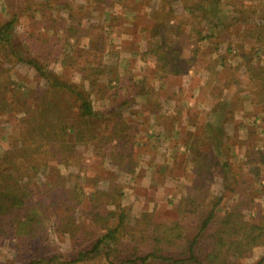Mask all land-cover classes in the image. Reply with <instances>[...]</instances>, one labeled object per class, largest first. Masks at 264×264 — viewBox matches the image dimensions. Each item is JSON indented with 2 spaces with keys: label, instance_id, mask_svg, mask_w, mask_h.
<instances>
[{
  "label": "trees",
  "instance_id": "trees-1",
  "mask_svg": "<svg viewBox=\"0 0 264 264\" xmlns=\"http://www.w3.org/2000/svg\"><path fill=\"white\" fill-rule=\"evenodd\" d=\"M65 2L70 3L69 0H7L9 18L0 22V116L8 112L25 113L19 122V135L0 153V244L11 241L24 254L30 252L31 260L28 264H89L91 259H98L103 264H230L232 259L248 255L253 248L263 245L264 212L251 219L245 218L243 210L245 204L249 203L239 198L224 215H220L222 207L219 203L224 199V195L217 199L210 210H201L199 202L201 195H194L189 191L184 197L185 202L180 205L183 214L179 219L171 223L155 224L152 230L147 231V238L137 240L150 243L148 249L140 243H137L135 250L129 253H125L121 248L124 222L128 217L126 212L121 210L114 219L112 214L106 216L104 227L94 242L76 252L70 259L63 258L66 257L64 253L39 255L33 250V245L39 243L41 238L46 239L48 235V224L51 219L48 211L51 207H59L61 203L66 205V210L69 211L66 217H72L63 224L67 230H72V226L74 227L78 221L82 227L86 224L76 215V211L79 213V209H76L80 206V201L83 202L85 198L90 202L86 215L88 218L99 223L98 217L103 213L94 200L95 194L93 192L88 194L85 186L83 187L82 176L78 172L70 171L65 176L60 173L59 178L63 179L61 181L59 178L57 180L51 178L49 181L41 179L40 174L47 173V170L58 171L57 166L51 164L50 158L56 157L63 164L78 163V159H73L75 145L78 142L89 145L88 143L96 140L109 142L117 139L120 145L124 144L128 137L131 138L130 131L125 130L128 124L121 118L112 119L111 108L117 107L118 112L123 113L130 107V97L137 98L144 90L145 92L150 90L148 76H142L133 83H124L119 67L120 52L113 41L99 32L93 37L87 33L86 23L89 15L93 9L105 5L107 0H72L71 4H74V7H66L67 16L62 18ZM113 2L124 9L127 1ZM239 2L238 4L227 0L185 2L184 8L187 15H190L188 17L190 23L186 24L189 26L188 32L182 20H173L175 17L172 15L173 9L162 5L159 9L163 15L161 19L158 20L157 17L158 21L150 29L145 27L142 29L149 30L151 36L146 49L141 52V57L146 59L148 55H152L155 58V73L166 77L177 76L188 71L199 60L196 51L188 56L182 54V47H194L195 41L207 37H216L218 45L220 41L230 39L234 34L240 39L237 48L241 54L247 60L256 59L252 60L251 64L250 61L247 62L249 65L247 76L257 84L258 92L263 96L264 64L261 63L260 55L264 53V0ZM247 2L249 5L245 4ZM228 5L231 9H227ZM54 10L58 11L61 23L55 26L63 30V34L59 35L62 36L59 38L60 41L64 42L60 52L62 65L64 68L72 64L77 65L88 85L86 82H75L73 78L68 80L64 76V69L63 72H56L44 63L48 56H42L40 52L56 47L52 36H44L46 42L39 44L37 54L31 53L30 46L25 45L28 43L24 40L27 41L29 38L34 45L36 42L40 43L41 39L36 34L41 29H52L53 23L57 21ZM37 12L42 16L37 17ZM230 13L234 14L228 18ZM151 14L153 15L154 11ZM28 17L31 19L29 23L31 21L33 24L28 32L29 38L18 39V26H21ZM47 22L50 24H46ZM206 28L212 32L203 33ZM83 38L88 40L83 42L85 41ZM177 43H180V46ZM231 47L229 48L233 50ZM54 52H48L51 58ZM82 54L89 55L84 63L78 61ZM7 61L28 63L34 67L38 77L46 81L47 90L40 91L38 87H30L26 91L16 88L15 82L9 77L4 78L1 72L8 69L5 63ZM216 61L210 58L206 66L208 70L216 69ZM124 86H127L128 94L119 91L120 87ZM136 88L141 90L134 91ZM60 90L69 94L64 113L59 101L55 100L62 94ZM7 91H10L16 100H9ZM92 92L96 98L102 97L110 101V106L97 110ZM220 109L221 112L215 115L217 121L226 114L225 109ZM2 120L3 117L0 118V121ZM215 129L214 136L220 138L222 133L218 127ZM68 131H71L72 135L68 134ZM244 163L249 164L256 192L259 189L257 184L264 179V147L251 149ZM219 165L224 173L225 189L233 188L228 181L232 163L227 161ZM204 170L205 165L201 166L198 173L203 174ZM65 183L69 185L66 191L69 193L67 198L58 200L56 196L55 199L53 191L56 185L63 187ZM199 188L200 186L195 183L192 191ZM57 190L61 191L60 188ZM71 203H76L72 205L74 210H70ZM255 205L257 208L256 203ZM189 215L198 216L195 231L189 230L186 221ZM213 224L217 226L210 231ZM70 225L72 226L68 229ZM89 233L86 232L85 240H89ZM263 263L264 255L254 264Z\"/></svg>",
  "mask_w": 264,
  "mask_h": 264
},
{
  "label": "rangeland",
  "instance_id": "rangeland-1",
  "mask_svg": "<svg viewBox=\"0 0 264 264\" xmlns=\"http://www.w3.org/2000/svg\"><path fill=\"white\" fill-rule=\"evenodd\" d=\"M69 1L70 3L65 2L62 8V18L67 16L66 7H74V4H71L72 0ZM113 1L107 0L105 5L93 9L86 23L87 33L93 37L99 32L113 41L120 52L119 67L124 83H133L142 76H148L150 90L149 92L144 90L137 98L130 97V107L123 113L122 111L119 113L117 107L111 108L112 119L121 118L128 124L125 130L130 131L131 138L128 137L124 144L120 145L117 139L109 142L96 140L88 143L89 145L78 142L73 158L78 159V163L63 164L56 157L50 158L51 164L54 163L58 171L47 170V173L40 174L41 179L57 180L60 173L65 176L70 171L78 172L82 176L83 187L85 186L88 194L89 192L95 194L94 200L103 213L98 217L99 223L88 218L86 215L90 202L85 198L83 202L80 201V206L76 209H79V213L76 211V215L86 224L82 227L78 221L74 227L72 225L68 227L69 229L72 226V230H67L63 224L72 217H66L69 213L66 205L61 203L59 207H51L48 211L51 217L48 235L46 239L41 238L40 242L32 247L39 255L59 252L66 255L63 258H72L76 252L94 242L104 227L106 216L112 214L114 219L121 210L128 216L124 222L121 248L125 253H129L135 250L137 243H140L148 249L150 243L137 240L147 238V231L152 230L155 224L171 223L179 219L183 214L180 205L185 202L184 197L189 191L194 195H201L199 200L201 210H210L217 199L224 195V199L219 203L222 207L220 215H224L239 198L249 203L245 204L243 210L245 218L251 219L264 212V179L259 181L257 184L259 189L255 192L253 174L249 171V164L244 163L251 149L264 147V95L258 92L257 84L248 79L247 62L250 61L251 64L253 59L247 60L237 48L239 37L233 34L230 39L220 41L218 45L216 37H207L195 41L194 47H182V54L188 56L196 51L199 60L188 71L175 78L174 75L162 76L151 68L156 63L152 55H148L146 59L141 57V52L149 43L144 38L147 34L149 39L151 36L149 30L142 29L144 27L150 29L159 18L161 19L163 15L159 9L165 5L173 9L172 15L175 16L173 20H182L188 32L189 26L186 24L190 23V19L188 20L190 15H187L184 4L192 0H126L124 9ZM227 1L240 3V0ZM6 3L7 0H0V22L9 18ZM245 4L249 5L248 2ZM130 6L135 8L132 9ZM227 9H231L230 5ZM153 11L155 16L151 14ZM57 12L53 11L57 19L53 23L54 28L41 29L36 34L41 39L40 43H35L36 47L28 36L33 25L31 21L29 23L30 17L18 26V39L29 38L27 41L24 40L28 43L25 45L30 46L31 53L37 54L39 44L46 42L44 36H52L56 47L40 52L42 56H48L44 63L56 72H63L64 69L66 79L73 78L75 82H86L88 85L77 65L72 64L65 68L62 65L60 52L64 42L60 41L59 38L62 36L59 35L63 34V30L55 26L61 24ZM233 14L230 13L228 18ZM36 16L42 15L37 12ZM204 32L208 34L212 30L206 28ZM87 40L88 38L83 42ZM69 45L68 43L67 46ZM177 45L180 46V43ZM229 47L234 49L231 50ZM49 51L58 53L54 52L51 58ZM88 56L82 54L78 61L84 63ZM260 57L261 63L264 64V53ZM210 58L215 61L218 59L216 69L213 71L206 67ZM5 63L8 69L1 72L4 78L9 77L15 82L16 88L25 91L30 87H38L40 91L47 90L46 81L39 78L35 68L28 63L8 61ZM126 87H120L119 91L128 94ZM137 89L141 90L136 88L134 91ZM60 91L62 94L55 100L59 101L64 113L69 94L64 90ZM92 94L94 96V92ZM6 95L9 100H16L10 91H7ZM94 98L97 110L110 106V101L102 97ZM135 99L136 101H133ZM220 108L225 109L226 114L217 121L212 113L221 112ZM69 111L72 114V108ZM13 113L8 112L0 116L3 117L0 121V153L19 135V122L25 113L23 111ZM215 127L222 133L220 138L214 136ZM68 134L72 135V132L68 131ZM227 161L232 163L228 181L233 188L225 189V177L219 163ZM203 165L205 170L203 174H199ZM68 183L63 187L56 185L53 191L55 199L56 196L58 200L67 198ZM195 183L200 188L192 191ZM249 200L254 201L258 207L256 208L255 203ZM73 204L76 203L70 204V210H74ZM197 217L192 215L186 217L190 231L196 230ZM216 226L217 224H213L210 231ZM86 232H90L89 240H85ZM263 255L264 244L253 248L248 255L232 259L230 264H254ZM30 260V252L24 254L11 241L0 244V264H28ZM89 264L103 262L91 259Z\"/></svg>",
  "mask_w": 264,
  "mask_h": 264
},
{
  "label": "crops",
  "instance_id": "crops-1",
  "mask_svg": "<svg viewBox=\"0 0 264 264\" xmlns=\"http://www.w3.org/2000/svg\"><path fill=\"white\" fill-rule=\"evenodd\" d=\"M145 40H149V38H148V34H147V36H146V38H144ZM211 52V51H210ZM122 56H125L124 54H122ZM128 57V56H127ZM218 57V56H217ZM221 62V61H220ZM148 64V63H147ZM151 68H154V70H155V66L154 65H152V67ZM173 75H171L170 77H172ZM175 77H177V76H175L174 75V78ZM164 85V84H163ZM164 88V87H163ZM217 112H219V111H214L212 114H214L213 116H215L216 114H219V113H217Z\"/></svg>",
  "mask_w": 264,
  "mask_h": 264
}]
</instances>
